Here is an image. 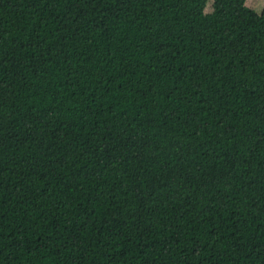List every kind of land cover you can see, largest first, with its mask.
<instances>
[{
	"label": "trees",
	"instance_id": "1",
	"mask_svg": "<svg viewBox=\"0 0 264 264\" xmlns=\"http://www.w3.org/2000/svg\"><path fill=\"white\" fill-rule=\"evenodd\" d=\"M0 264H264V8L0 0Z\"/></svg>",
	"mask_w": 264,
	"mask_h": 264
},
{
	"label": "rangeland",
	"instance_id": "2",
	"mask_svg": "<svg viewBox=\"0 0 264 264\" xmlns=\"http://www.w3.org/2000/svg\"><path fill=\"white\" fill-rule=\"evenodd\" d=\"M246 4L255 9L257 12H261L264 8V0H246Z\"/></svg>",
	"mask_w": 264,
	"mask_h": 264
}]
</instances>
